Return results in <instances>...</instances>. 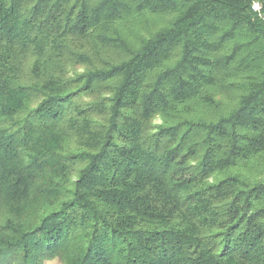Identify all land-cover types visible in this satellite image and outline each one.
Here are the masks:
<instances>
[{
	"label": "trees",
	"instance_id": "trees-1",
	"mask_svg": "<svg viewBox=\"0 0 264 264\" xmlns=\"http://www.w3.org/2000/svg\"><path fill=\"white\" fill-rule=\"evenodd\" d=\"M263 17L0 0V264H264Z\"/></svg>",
	"mask_w": 264,
	"mask_h": 264
},
{
	"label": "rangeland",
	"instance_id": "rangeland-1",
	"mask_svg": "<svg viewBox=\"0 0 264 264\" xmlns=\"http://www.w3.org/2000/svg\"><path fill=\"white\" fill-rule=\"evenodd\" d=\"M44 264H62L60 260L58 259H54V260H51V261H46L44 262Z\"/></svg>",
	"mask_w": 264,
	"mask_h": 264
},
{
	"label": "built area",
	"instance_id": "built-area-1",
	"mask_svg": "<svg viewBox=\"0 0 264 264\" xmlns=\"http://www.w3.org/2000/svg\"><path fill=\"white\" fill-rule=\"evenodd\" d=\"M253 10L260 13L261 12V6L258 3H255L253 5ZM263 19H264V17H263Z\"/></svg>",
	"mask_w": 264,
	"mask_h": 264
}]
</instances>
